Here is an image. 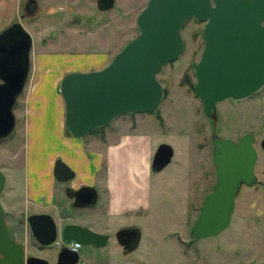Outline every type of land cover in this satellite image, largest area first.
I'll return each mask as SVG.
<instances>
[{
  "label": "water",
  "instance_id": "obj_1",
  "mask_svg": "<svg viewBox=\"0 0 264 264\" xmlns=\"http://www.w3.org/2000/svg\"><path fill=\"white\" fill-rule=\"evenodd\" d=\"M114 3L115 0H96L101 11ZM36 10V0H25L20 19L32 16ZM190 19L203 22V48L193 68V91L206 117H216L217 103L247 98L264 86V0H147L136 17L137 35L105 66L71 71L62 78L59 90L66 130L80 138L121 115L158 110L164 90L157 73L181 55V30ZM31 47L32 38L20 20L0 31V139L15 127L13 109L28 78ZM211 141L215 183L204 196L190 229L196 239L215 237L226 230L241 186L257 183L254 134L246 132L232 140L213 132ZM260 147L264 150V138ZM173 154L170 144H159L152 157V171L165 168ZM53 173L62 183L74 176L61 159L55 161ZM5 182V174L0 170V194ZM65 193L75 207L92 206L97 199L91 186L77 190L67 186ZM26 222L31 236L41 246H51L57 238L61 240L55 264L79 262L80 254L66 246L69 242L101 247L109 240L107 234L78 224L58 229L48 213L30 214ZM114 237L124 253H130L137 249L141 231L135 226L123 227ZM0 264H49L44 258L25 257L24 246L9 234L1 202Z\"/></svg>",
  "mask_w": 264,
  "mask_h": 264
},
{
  "label": "rangeland",
  "instance_id": "obj_2",
  "mask_svg": "<svg viewBox=\"0 0 264 264\" xmlns=\"http://www.w3.org/2000/svg\"><path fill=\"white\" fill-rule=\"evenodd\" d=\"M36 2V12L20 19L25 0H0V31L20 20L32 38L31 61L39 60V53L65 54L84 60L108 54L111 60L137 35L136 17L147 0H115L114 6L104 11L97 8L96 0ZM202 27L203 22L195 19L186 21L181 30L184 40L181 55L157 73V79L165 90L159 109L120 116L137 120L140 126L137 132L150 135V151L142 153L141 161L150 160L161 143L170 144L174 150L172 160L165 168L159 172H148L152 182L158 185L150 189L147 209L125 213L120 222L114 221L105 230L97 228L102 231L99 233L110 235L109 240L101 247L80 246L78 264L264 262V150L260 147L264 138V86L247 98L225 99L217 103L216 121L206 117L200 100L190 86L195 84L193 68L203 48ZM23 99L22 91L13 109L15 127L0 140V167L8 177L0 202L3 207L6 206L5 220L9 234L18 243L20 240L14 233L24 231L19 226L18 229L15 222L21 196H12L11 189L15 185L14 180H17L18 170L25 162L27 137L22 118ZM213 132L232 140L246 132L254 134V146L258 153L254 172L258 183L250 187L241 186L231 223L226 230L215 237L196 239L190 229L204 196L215 183ZM139 146L141 143H138V153L142 150ZM16 202L20 204L12 210L11 205ZM80 214L96 215L86 210ZM65 215L73 216V213L64 212ZM132 226L140 229L141 240L135 251L124 253L114 234L120 228ZM19 238L25 243L20 244L24 246L26 255L50 260V254L53 257L56 253L52 248L39 250L29 231L26 241L21 235Z\"/></svg>",
  "mask_w": 264,
  "mask_h": 264
},
{
  "label": "crops",
  "instance_id": "obj_3",
  "mask_svg": "<svg viewBox=\"0 0 264 264\" xmlns=\"http://www.w3.org/2000/svg\"><path fill=\"white\" fill-rule=\"evenodd\" d=\"M36 60L30 58L23 89V117L20 115L24 118L27 137L25 162L11 189L12 196H21L22 207L16 210L15 222L17 228L24 231L14 233L20 243L25 245L19 236L26 241L27 231H30L26 218L33 213L50 214L58 227L77 223L102 232L98 229L109 228L114 221L120 222L123 214L146 210L150 189L158 183L152 182L148 174L149 160L140 159L142 153L150 151L152 140L150 135L137 132L140 129L137 120L119 116L105 125L98 135L93 133L80 138L67 134L64 125V102L59 90L62 78L71 71L105 66L110 61L108 54L84 60L65 54L39 53V60ZM138 143H141L140 153L137 152ZM57 159L74 172L69 184L54 177ZM0 170L5 172L2 167ZM5 177L7 180L6 172ZM68 185L73 190L83 186L95 188V204L75 207L73 199L65 193ZM19 202L11 205L12 210ZM85 210L96 215H81ZM64 212L73 213V216H63Z\"/></svg>",
  "mask_w": 264,
  "mask_h": 264
},
{
  "label": "flooded vegetation",
  "instance_id": "obj_4",
  "mask_svg": "<svg viewBox=\"0 0 264 264\" xmlns=\"http://www.w3.org/2000/svg\"><path fill=\"white\" fill-rule=\"evenodd\" d=\"M212 121H216V117L215 118H213V119H211ZM6 138V137H5ZM4 139V138H3ZM237 140V139H236ZM212 142V141H211ZM153 157V156H152ZM152 157H151V159L149 160V164H148V172H154V171H152V167H151V164H152ZM159 172V171H158ZM68 184H69V182H67ZM68 187H70V185H68ZM5 188V187H4ZM3 192V191H2ZM56 223V222H55ZM80 225V224H79ZM56 226H57V224H56ZM82 226V225H81ZM58 227V226H57ZM63 227V226H62ZM62 227H58V229H61ZM84 227H87V226H84ZM88 228V227H87ZM90 229V228H89ZM92 230V229H91ZM30 232V231H29ZM96 232V231H95ZM116 233V232H115ZM31 234V233H30ZM103 234H105V233H103ZM108 235V234H107ZM115 235V234H114ZM109 236V238H110V235H108ZM33 238V237H32ZM35 241V240H34ZM35 243H36V245H37V247L38 248H40L39 250H42V249H50V248H52V249H54V251L56 252L55 254H54V256L52 257V255L50 254V257H51V259L50 260H48L46 257H42V256H40V258H44V259H46L48 262H49V264H55V262L57 261V257H58V252H59V244L61 243V240L59 239V238H57L56 239V242L53 244V245H51V246H41L40 244H38L36 241H35ZM104 246V245H103ZM123 251V250H122ZM124 252V251H123ZM30 255H32V254H29V255H26L25 254V257H27V256H30ZM34 256V255H33ZM38 257V256H37ZM79 261H80V259H79ZM79 263V262H78ZM77 263V264H78ZM235 264V263H234ZM248 264H258V263H248Z\"/></svg>",
  "mask_w": 264,
  "mask_h": 264
},
{
  "label": "trees",
  "instance_id": "obj_5",
  "mask_svg": "<svg viewBox=\"0 0 264 264\" xmlns=\"http://www.w3.org/2000/svg\"><path fill=\"white\" fill-rule=\"evenodd\" d=\"M159 72V71H158ZM186 81H188V79L186 78L185 79ZM190 84V83H189ZM190 86H191V88L193 89V87H194V85L193 84H190ZM164 90V89H163ZM164 96H165V90H164V92H163V98H164ZM104 127V126H103ZM103 127H99V128H97V129H95V130H93V131H91V132H89L87 135H89V134H97V133H99V132H101L102 131V129H103ZM67 131V130H66ZM67 133L68 134H70L68 131H67ZM1 140V139H0ZM257 183H258V181H257ZM256 183V184H257Z\"/></svg>",
  "mask_w": 264,
  "mask_h": 264
},
{
  "label": "built area",
  "instance_id": "obj_6",
  "mask_svg": "<svg viewBox=\"0 0 264 264\" xmlns=\"http://www.w3.org/2000/svg\"><path fill=\"white\" fill-rule=\"evenodd\" d=\"M66 246L70 248L71 250H75V251H77L80 248V244L76 242H69L66 244Z\"/></svg>",
  "mask_w": 264,
  "mask_h": 264
}]
</instances>
